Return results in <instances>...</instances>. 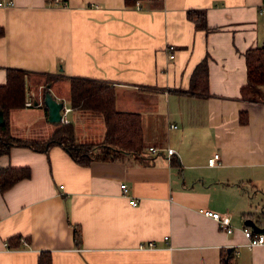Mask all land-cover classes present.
I'll return each mask as SVG.
<instances>
[{"label": "crops", "instance_id": "0c3cea01", "mask_svg": "<svg viewBox=\"0 0 264 264\" xmlns=\"http://www.w3.org/2000/svg\"><path fill=\"white\" fill-rule=\"evenodd\" d=\"M58 1L0 0V84L9 68L27 71L11 134L53 133L49 88L70 108L75 140L101 142L102 113L69 101L70 76L93 78L112 85L116 110L138 115L142 153L88 165L59 144L0 154V167L30 169L0 192V264H37L40 251L51 264H220L228 248L236 264H264V243L242 233L247 218L264 226V84L245 86L244 55L264 41V0ZM203 59L207 93L191 94ZM199 208L226 214L233 230Z\"/></svg>", "mask_w": 264, "mask_h": 264}, {"label": "trees", "instance_id": "16d2710c", "mask_svg": "<svg viewBox=\"0 0 264 264\" xmlns=\"http://www.w3.org/2000/svg\"><path fill=\"white\" fill-rule=\"evenodd\" d=\"M46 1L51 2L53 0ZM244 55L247 67V84L245 86L254 90L258 85L264 84V46L248 48ZM26 72L18 68H9L6 82L0 84V108L4 112V122L0 124V154L8 153L13 145H25L34 150L46 151L51 145L59 144L76 163L88 165L95 159H118L123 152L142 153L143 145L138 115L115 109L114 90L110 83L79 76L68 78L69 101L72 108L102 113L106 129L101 142L76 141L72 125L64 122H61L53 133L44 140H31L12 135L6 115L11 108H18L24 104V77ZM49 77L52 76L49 75ZM188 92L191 94L207 93V64L205 59L201 60L193 69ZM29 176L30 169L28 166L8 165L0 167V192L5 191L18 180ZM73 233L77 243L80 234L76 228ZM14 238L16 237H11L9 240L12 241ZM37 264H51L49 251H40ZM220 264H236L232 248L225 249L221 253Z\"/></svg>", "mask_w": 264, "mask_h": 264}, {"label": "built area", "instance_id": "2783aa9c", "mask_svg": "<svg viewBox=\"0 0 264 264\" xmlns=\"http://www.w3.org/2000/svg\"><path fill=\"white\" fill-rule=\"evenodd\" d=\"M54 3H58L61 1L58 0H53ZM173 47L170 45L169 46V50H172ZM26 105H30L31 102L30 101H26L25 102ZM70 110L69 107H65L63 106L62 110H61V122L64 123H68L69 120L66 116V113ZM171 126H175V125H171ZM148 149L152 152H155L157 149L154 146H149ZM172 153H174V150L172 148H167V154L171 155ZM217 159H218V153H214L211 157L208 158V163L210 165H215L217 163ZM120 189L122 191L123 194H125L127 192V185L126 183H121L120 184ZM129 203H131L132 205L135 204V199H130ZM199 212H201L202 214L206 215V216H210L213 219H215L218 223L219 226H221L223 229H225L227 232H231L233 230V227L230 225L229 222V218L226 214H221L218 211H213L207 208H199L198 209ZM242 233L244 235V237L247 240V244L249 246H254V245H259L264 243V231H254L251 227L244 225L242 227ZM166 238V236H165ZM24 240V239H22ZM5 246L7 245L6 242L4 243ZM153 244L152 241H148V246H151ZM235 253H237V250H235Z\"/></svg>", "mask_w": 264, "mask_h": 264}, {"label": "water", "instance_id": "95a60500", "mask_svg": "<svg viewBox=\"0 0 264 264\" xmlns=\"http://www.w3.org/2000/svg\"><path fill=\"white\" fill-rule=\"evenodd\" d=\"M262 46H264V41L262 43ZM42 101L47 108V120L50 122H61V110L64 106L63 101L54 98L51 95L49 88L44 89ZM36 103L37 102L35 101L34 104ZM3 122H4V112L3 109L0 108V124H2ZM260 215L261 212L259 213L258 216L260 217ZM244 223L250 226L254 231H264V226H260L253 218H247L244 221Z\"/></svg>", "mask_w": 264, "mask_h": 264}, {"label": "rangeland", "instance_id": "374dc122", "mask_svg": "<svg viewBox=\"0 0 264 264\" xmlns=\"http://www.w3.org/2000/svg\"><path fill=\"white\" fill-rule=\"evenodd\" d=\"M94 143V142H93ZM95 143H99V142H95ZM260 208V206L258 205V203L256 202L255 203V205H254V209H255V211L257 210V209H259ZM260 212H256L255 214H259ZM260 217L262 218V216L260 215Z\"/></svg>", "mask_w": 264, "mask_h": 264}]
</instances>
